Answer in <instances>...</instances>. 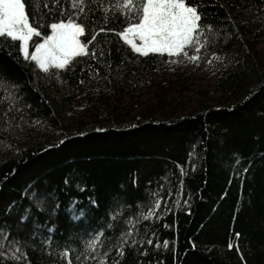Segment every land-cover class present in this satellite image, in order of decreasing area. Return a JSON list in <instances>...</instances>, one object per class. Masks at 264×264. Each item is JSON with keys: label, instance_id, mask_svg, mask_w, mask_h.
I'll return each instance as SVG.
<instances>
[{"label": "trees", "instance_id": "16d2710c", "mask_svg": "<svg viewBox=\"0 0 264 264\" xmlns=\"http://www.w3.org/2000/svg\"><path fill=\"white\" fill-rule=\"evenodd\" d=\"M60 6L74 11L70 0ZM92 8L86 27L115 30L89 45L96 59L80 56L45 73L24 59L18 42L0 39V227L26 254L0 264H64L57 253L65 244L78 248L109 221L133 229L125 255L111 250L109 264H264V59L257 50L264 0H203L198 11L210 39L198 54L188 48V56L173 57L132 53L116 35L124 18L109 11L104 24L102 9ZM40 14L51 22L46 9ZM194 54L196 69L219 60L221 88L252 78L244 96L187 109L181 100ZM170 70L177 74L172 80ZM146 95L152 101L144 104ZM37 184L53 198L47 212L32 208L30 235L17 220L29 203L23 193ZM126 217L140 218L127 225ZM106 235L118 237L119 230ZM45 236L48 246L41 244Z\"/></svg>", "mask_w": 264, "mask_h": 264}, {"label": "snow or ice", "instance_id": "6c2138e0", "mask_svg": "<svg viewBox=\"0 0 264 264\" xmlns=\"http://www.w3.org/2000/svg\"><path fill=\"white\" fill-rule=\"evenodd\" d=\"M49 3L53 6L52 8H49ZM70 3L71 8L74 9L71 12L60 6V0H0V39L18 42L19 53L24 59L33 61L39 69L47 73L50 68L66 69L80 56L90 55L92 59H96V48L92 47L89 50V45L97 41L100 33L115 31L110 27L107 29L86 27V22L93 24L88 16V12L93 11V5H96L97 10L102 9L104 24H108L109 11L113 12L114 18L116 16L124 18L126 26L116 32V35L132 53L141 56H147L150 53L167 54L169 57L188 56V48L194 49L198 54L202 47L201 41L207 42L211 36L210 32L205 33V28L210 29L211 26L201 23L203 13L198 11L203 9V0H187V2L186 0H111L107 5L103 0H70ZM26 8L31 11V21ZM42 8L47 10V15L51 16V22L40 14ZM57 10L60 18L54 14ZM34 38L38 42L34 43L33 50L29 53V44ZM99 55H104L103 50L99 52ZM189 58L196 60L198 57L194 54ZM11 88H17V86L13 84ZM4 90L8 92L9 97L16 98L9 91L8 86H5ZM4 99L0 98V103ZM65 183L68 181L66 180ZM23 197L29 203L19 212L18 229L28 231L30 235H36L27 223L29 218L33 217L32 208H35L37 212H47L51 207L53 193L37 184L26 189ZM92 203L95 202L92 201ZM154 203L159 206L158 200ZM14 206L15 201L8 206V214H12ZM148 212L151 215L152 208H149ZM81 215H83V209H81ZM75 218L73 216V219ZM139 218L133 220L126 217L125 223L134 225ZM32 223L36 228L40 227L34 219ZM107 230L113 232L119 230V236L106 235ZM132 230V227L120 229L118 225L109 221L95 230L90 237L84 239L78 248L65 244L57 255L64 264H73V259L76 264H86L88 260L96 261V264H109L108 256L111 250L114 249L120 256L125 255L126 247H130L128 240ZM51 231L52 229L49 228L48 232ZM8 235L9 229L0 227V259L10 257L12 260L24 261L26 254L21 252L19 247L13 248L18 241L16 238L8 241ZM49 241L51 237L45 236L41 244L48 246ZM137 243L135 239L131 240V245ZM147 243L151 244L152 241L149 240ZM167 243L164 241L165 246ZM228 247L231 248L232 245L229 244ZM101 248L105 249L102 253L99 251ZM112 264H120V262L113 260Z\"/></svg>", "mask_w": 264, "mask_h": 264}, {"label": "rangeland", "instance_id": "374dc122", "mask_svg": "<svg viewBox=\"0 0 264 264\" xmlns=\"http://www.w3.org/2000/svg\"><path fill=\"white\" fill-rule=\"evenodd\" d=\"M257 50L264 59V43L258 45ZM187 64L186 72L190 75L188 78L189 90L181 100L187 109L198 106L200 102H207L214 107L230 105L244 96L247 83L252 81V78H247L244 79L242 86L240 84H231L229 88H221L217 85L222 73V66L218 59H212L199 69H196L195 60L189 58ZM261 73L264 75V68L261 69ZM175 75L177 74L170 70L167 72L166 77L172 80ZM221 78L223 79L224 77ZM149 101H152L149 95L142 98L144 104Z\"/></svg>", "mask_w": 264, "mask_h": 264}]
</instances>
